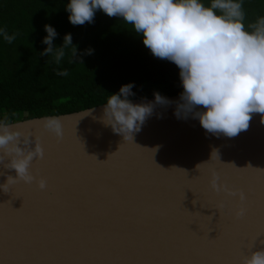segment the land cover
Segmentation results:
<instances>
[{
  "label": "water",
  "instance_id": "95a60500",
  "mask_svg": "<svg viewBox=\"0 0 264 264\" xmlns=\"http://www.w3.org/2000/svg\"><path fill=\"white\" fill-rule=\"evenodd\" d=\"M163 97L175 101L179 94ZM102 107L5 123L21 142L39 143L42 157L30 161V183L8 184L15 172L0 164L6 190L0 191V260L206 264L237 236L264 229V124L258 113L247 130L227 137L207 132L190 115L178 118L174 104L156 105L131 140L103 122ZM57 124L60 135L51 130ZM0 157L7 160L2 150ZM216 175L217 184L243 191L245 199L217 195L211 186ZM259 248L264 237L250 242L235 264Z\"/></svg>",
  "mask_w": 264,
  "mask_h": 264
},
{
  "label": "clouds",
  "instance_id": "9594fccd",
  "mask_svg": "<svg viewBox=\"0 0 264 264\" xmlns=\"http://www.w3.org/2000/svg\"><path fill=\"white\" fill-rule=\"evenodd\" d=\"M64 7L72 25L91 23L96 11L122 19L154 57L178 68L182 91L175 101L154 92L152 101L134 103L129 99L134 95L131 82L111 93L102 104V112L103 122L112 131L121 136L127 133L132 140L131 134L139 130L156 105L170 103L175 105L173 114L178 118L190 115L213 134L234 137L247 130L257 113L264 124V16L246 30L241 0H208L207 4L204 0H67ZM43 28L46 47L42 55L51 54L58 63L65 48L71 47L77 56L70 33H65L62 43L54 48L55 29L49 24ZM0 35L8 42L13 39L2 31ZM44 126L50 125L45 122ZM51 130L60 135L58 124ZM19 136L0 122V150L7 156L6 161L0 157V164L15 172V176H7L8 184L16 179L30 183V161L42 155L39 143L29 146L28 138L21 142ZM36 183L40 188L45 186L43 179ZM211 186L217 189L215 178ZM0 191L6 192L4 188ZM241 264H264V248L249 252Z\"/></svg>",
  "mask_w": 264,
  "mask_h": 264
},
{
  "label": "trees",
  "instance_id": "16d2710c",
  "mask_svg": "<svg viewBox=\"0 0 264 264\" xmlns=\"http://www.w3.org/2000/svg\"><path fill=\"white\" fill-rule=\"evenodd\" d=\"M67 0H0V122L65 114L106 102L121 84H133V98L177 95L182 91L174 63L154 57L122 19L96 11L91 23L72 25ZM207 4L208 0H204ZM244 25L264 16V0H241ZM51 25L59 47L70 33L71 47L57 63L42 55L43 25ZM91 49L90 54L87 50ZM66 71L67 75H59Z\"/></svg>",
  "mask_w": 264,
  "mask_h": 264
},
{
  "label": "snow or ice",
  "instance_id": "6c2138e0",
  "mask_svg": "<svg viewBox=\"0 0 264 264\" xmlns=\"http://www.w3.org/2000/svg\"><path fill=\"white\" fill-rule=\"evenodd\" d=\"M127 142V140H124ZM111 155V154H110ZM109 155V156H110ZM108 156V158H109ZM42 155L39 158H41ZM107 158V159H108ZM96 159V158H95ZM106 159V160H107ZM216 181H217V175H216ZM217 184V182H216ZM218 187L216 190H213L214 192L217 193V195H220L221 193L225 194L223 199L227 200L229 198H235L236 200L243 201L245 199V194L243 191L227 186L224 183L217 184ZM222 186V187H220ZM213 189V188H212ZM224 206L223 203L220 204V207L222 208ZM240 211L239 214L236 215L240 216L243 212L242 208H237ZM219 216V211H216ZM207 216V215H205ZM198 227V226H197ZM257 237H264V229H261L259 231H251V232H246L244 234H241L237 236L236 238L233 239V241L229 244V246L224 250V252L218 256L213 257L210 261L206 262V264H235V259L238 256V254L245 249V247L250 245V242H255ZM210 238V239H215ZM0 264H8L7 261L0 260Z\"/></svg>",
  "mask_w": 264,
  "mask_h": 264
},
{
  "label": "rangeland",
  "instance_id": "374dc122",
  "mask_svg": "<svg viewBox=\"0 0 264 264\" xmlns=\"http://www.w3.org/2000/svg\"><path fill=\"white\" fill-rule=\"evenodd\" d=\"M153 97V96H152Z\"/></svg>",
  "mask_w": 264,
  "mask_h": 264
}]
</instances>
